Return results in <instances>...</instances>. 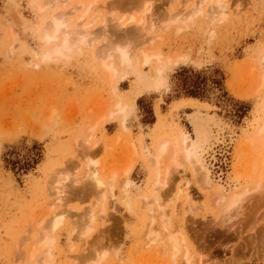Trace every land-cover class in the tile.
Returning a JSON list of instances; mask_svg holds the SVG:
<instances>
[{"label":"rangeland","instance_id":"obj_1","mask_svg":"<svg viewBox=\"0 0 264 264\" xmlns=\"http://www.w3.org/2000/svg\"><path fill=\"white\" fill-rule=\"evenodd\" d=\"M134 1L137 2L106 0L110 8L104 7L102 18L108 13L106 17H111V20L107 18L105 30H108L98 38L94 47L75 52L67 60H39L34 52L41 56L46 48L41 38V15L29 0H0V264H25L26 255L18 253L29 248L33 240L29 238L24 242L25 238L35 233L37 237L40 235L35 224L42 216L49 222L53 213L60 212L59 206L51 210L47 200L50 198V189L47 188L51 180L47 178L58 170L62 171L60 178L66 185L63 187L66 202L62 208L66 207L70 215L67 214L66 223L55 232L60 246L55 250L54 264H85L83 255H79L81 241L76 240V248L72 249L70 238L72 221L79 220V215L93 207L97 197L94 192H88L82 178L85 161L92 158L105 163V174L109 180L113 171H118L119 175L116 196L107 200L108 222L105 227L98 226L92 232L83 254L88 253L89 245L91 247L95 239L105 245L109 255L106 261L93 264H173L164 259L161 261L162 258L160 262L153 258L154 253L147 249L146 237L143 236L146 230L143 210L137 207L129 211L120 201V187L122 180H127L130 192L139 201L150 195L154 182L142 155L140 140L143 138L146 145L152 146L153 128L159 115L162 114L169 123L173 101L187 96L188 88L195 80L204 81L201 97L195 98L212 104L209 109L201 108L202 112L223 120L220 128L215 127L211 132L213 141L222 137L223 130L225 132L223 141L209 142L214 148L213 168L216 175L225 173L220 176L223 179L232 171L237 138L235 136L233 142L229 137L230 131L241 133L243 129H249L258 107L264 104V87L258 86L264 78V66L259 64L264 49V0H227L233 7L240 4L241 11L217 22L214 35L206 29V18H200L181 32L166 29L165 14L182 8L183 3L150 0L152 9L145 16V22L152 18L159 24L156 34L162 36L161 40L139 46L136 44L139 37L131 35L127 39H134L139 54L142 49L150 51L157 48L165 57L179 54L186 55L188 59L167 72L165 88L156 90L138 85L136 77L128 74L119 79L117 86L120 92L115 94L111 82L97 64V53L106 39L116 40L117 35L123 32L117 30L119 33L115 34L114 17L140 11L138 4H131ZM191 3L185 2L184 5ZM100 8L90 15L95 16ZM102 18L90 26L93 34L101 30ZM11 26L17 32L11 30ZM133 26L135 24L131 23L127 28ZM11 31L19 37L13 52L7 46ZM35 61L40 65L35 66ZM144 70L153 72L149 65ZM121 100L133 106L126 121L129 132L123 130L119 114L111 118L107 116V112ZM193 110L186 107L173 114L180 117H177L178 124L186 126L189 131L195 124L188 119L195 113ZM93 126L94 131L91 130ZM90 133L93 135L91 138ZM86 138H89V143L83 141ZM130 162L134 163L132 172L126 175L123 168ZM181 172L189 181V195L177 197L174 187L181 178L175 172L169 180V188L167 186L170 194L162 197L171 202L169 209L178 206V220L181 223L186 221L196 256L203 257V261L208 262L205 264H264V182L263 188L244 199L237 212L232 211L233 216L221 225L216 221L215 205L213 208V203L208 200L209 190L208 193L200 190L188 170ZM190 208L191 211L184 213ZM90 240L93 241L90 243ZM117 252L120 255L118 260Z\"/></svg>","mask_w":264,"mask_h":264},{"label":"bare ground","instance_id":"obj_2","mask_svg":"<svg viewBox=\"0 0 264 264\" xmlns=\"http://www.w3.org/2000/svg\"><path fill=\"white\" fill-rule=\"evenodd\" d=\"M189 1L192 2L191 5H184L185 2ZM29 2L37 13L41 15V38L45 42L46 48L41 56L33 51L39 60L52 58L56 60L63 58H66V60L70 59L74 56L75 52H84L88 47H94V43L98 41V38L108 30H105V25L111 17H106L107 13L102 18L105 12L104 7H109L106 0H29ZM176 2H182L183 7L181 6L182 8H179L175 12L170 11L168 14H165L166 20L164 19L167 21L165 24L166 29L173 28L175 32H181L196 24L200 18H206V29L211 35H214L216 33L215 27L217 22L225 21L229 15H235L241 11L240 4L233 7V4L227 0H177ZM135 3L140 7V11L137 14L131 13L128 16L120 15L114 17L113 21H116L113 25L115 34L119 33L117 30L123 32H121L120 36L117 35L116 40H104L106 43H101L103 46L97 53L99 58L97 64L102 74L106 75L111 82L112 90L115 94L120 92L117 86L119 79H124L128 74L136 77L138 85L142 84L145 87L156 90L165 88L168 84L167 72L178 65L180 61L188 59L186 55L179 54H175L176 56L174 57L167 55L165 57L161 53V50L157 48H153L150 51H147V48L145 50L142 49L141 53H138L136 50L138 46L135 47L133 43L134 39H127L128 36L139 37V42H136L139 46L154 43L157 39L161 40L162 36L156 34V29L159 30V27L157 26L158 23L156 24L152 18L147 23L145 22V16L152 9L151 1L137 0V2L134 1L131 4L135 5ZM207 5L210 7L206 8ZM97 8L101 10L97 11L95 16H91V12ZM114 13L112 12L111 15ZM100 18H102L100 22L103 23V26L99 32L93 34L89 28ZM131 23H134L135 26L127 28L128 24ZM11 28V30L14 29L12 26ZM13 32L11 31L9 36L11 40H9L7 45L10 52L14 51L15 41H19V37ZM259 64L264 66V49L261 51ZM34 65L39 66L40 63L35 61ZM148 65L152 66V73L145 72L146 70L144 69ZM261 82L262 84L260 85L257 83L258 86L262 85L264 87V78ZM114 106L113 109L107 112V116L111 118L119 114L123 130L129 132L126 121L133 110V106L122 100L117 101ZM186 107H191L195 112L188 117L190 122L193 120L195 123L191 131L186 126L178 124L177 117L179 116H173L175 112ZM211 107V103L191 96L176 99L172 103V108H170L172 118L171 120L169 119V123H166L162 114L159 115L158 122L153 128L152 146L146 145L143 138L140 140L139 144L142 155L145 161H147L146 163L151 170L154 182L149 196L142 200L140 199L141 201L137 200L133 195L134 193L130 192L127 180H122L120 201L130 209L129 211L135 210L137 207L143 210V218L144 220L146 219V230L143 231V236L146 237L145 244L147 249L151 252L153 251L155 254L152 253L153 258H156L158 261L162 258L161 261L164 259L163 261H170L173 264L208 263L203 261V257L196 256L197 253L189 240V233L185 225L186 221L185 223H181L178 220V206L174 205L169 209L168 207L171 205V202L165 201V198L162 197L163 195L168 197L170 194L167 186L169 180L174 177L172 175L175 172L180 174L182 170H188L200 190H205L206 193L209 190L208 200L213 203V208L216 207V221L218 220V223L221 225L227 219L229 220V217L233 214L232 211L237 212L236 210L244 199L264 187H262L264 182V104L258 107L256 117L249 129H243L241 133L234 130L230 131L229 137L234 142V137L236 136L237 142H235L236 146L234 147L232 171L227 173L226 179L220 177L222 174H225L224 172L216 175L214 166L212 165L214 158L212 151L214 148L209 142L212 140L213 144H216V140L221 141L225 136V132L224 130L222 131L221 138L216 137L215 141L211 139L213 128L219 127L220 123L223 122V120L215 116L202 112L201 108L209 109ZM91 130L94 131L95 126L91 127ZM91 136L93 135L90 133V138ZM88 139H83V141L89 143ZM78 141L79 138L76 139V142ZM131 149L134 150V148ZM252 154L254 155L252 156ZM247 158L250 159L246 161ZM98 159L92 158L85 161L84 176L82 177L84 178L83 181L85 187L88 188V192H94L97 195L96 200L93 202V207L86 209L81 216L79 215V220L71 222V248H76L74 243L76 240L81 241L80 249L78 248L80 253H78L79 255H83L85 264L102 263L108 258L109 253L105 245L102 242H98L99 240L95 241L94 239L93 245L91 247L89 245L90 250H88V253L83 254V251H85L84 246L88 243V238L92 232L98 226L105 227L108 222L109 214L107 210L109 206H107V200L110 197L116 196L115 188L119 175L118 171H113L114 173L111 174L112 176H110L109 180V177L105 174L107 166L103 161H99ZM133 165L134 163L131 164L130 162V165L123 168V173L126 175L130 174ZM61 172L58 170L55 174H52V177L47 178V180L51 179L50 185L47 183L50 186L47 188V190L50 189V195L48 194L50 198L47 199L50 201L51 207H49L52 210L54 207L59 206L61 210L59 213H53V217L49 222L45 216H42L40 219L37 218L35 230L37 229L40 235L38 234L39 236L37 237L35 233L25 238L24 242L32 238V243L30 246L28 245L29 248L25 249L24 252L22 251L23 253H18L21 256L26 255L27 262L25 264H54L55 250L60 246L59 238L57 234L55 235V232L66 223L67 214L70 215L66 207L65 209L62 208L63 203L66 202L64 201L65 193L63 190V187L66 185H64V179L60 178ZM68 178H70V175H68ZM180 178L181 182L179 181L174 189L176 190L177 197L181 195L182 198V194L189 195L187 192L189 181L183 174H180ZM51 210L49 209V211ZM189 211H191V208L184 211V213H188ZM47 226L50 229H47ZM45 230L47 231L46 233ZM92 241L90 240L89 242L91 243ZM89 248H86V250ZM116 254H118L117 260L120 259L119 252ZM129 264L135 263L130 262Z\"/></svg>","mask_w":264,"mask_h":264},{"label":"trees","instance_id":"obj_3","mask_svg":"<svg viewBox=\"0 0 264 264\" xmlns=\"http://www.w3.org/2000/svg\"><path fill=\"white\" fill-rule=\"evenodd\" d=\"M202 84H204V81L202 80H195L194 84L188 88L187 96H192V97H201L200 93L204 89L202 87ZM155 120L152 121V123Z\"/></svg>","mask_w":264,"mask_h":264}]
</instances>
